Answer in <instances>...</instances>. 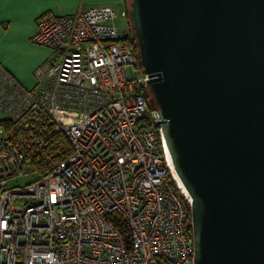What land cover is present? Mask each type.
Segmentation results:
<instances>
[{"label":"built area","instance_id":"built-area-1","mask_svg":"<svg viewBox=\"0 0 264 264\" xmlns=\"http://www.w3.org/2000/svg\"><path fill=\"white\" fill-rule=\"evenodd\" d=\"M132 40L113 10L79 7L38 19L52 65L33 89L0 67V264H193L191 200ZM48 132L64 158L40 175ZM25 167L36 180L7 188Z\"/></svg>","mask_w":264,"mask_h":264},{"label":"water","instance_id":"water-1","mask_svg":"<svg viewBox=\"0 0 264 264\" xmlns=\"http://www.w3.org/2000/svg\"><path fill=\"white\" fill-rule=\"evenodd\" d=\"M128 21L191 200L193 264H264V0H129Z\"/></svg>","mask_w":264,"mask_h":264},{"label":"crops","instance_id":"crops-1","mask_svg":"<svg viewBox=\"0 0 264 264\" xmlns=\"http://www.w3.org/2000/svg\"><path fill=\"white\" fill-rule=\"evenodd\" d=\"M83 9L105 7L116 17L127 12L126 0H0V67L25 89H33V73L51 62L50 50L31 42L38 19L66 16ZM125 27L128 28L126 18ZM116 22V21H115ZM117 23V22H116Z\"/></svg>","mask_w":264,"mask_h":264},{"label":"trees","instance_id":"trees-1","mask_svg":"<svg viewBox=\"0 0 264 264\" xmlns=\"http://www.w3.org/2000/svg\"><path fill=\"white\" fill-rule=\"evenodd\" d=\"M128 1L129 0H127V12H126L127 18H128V3H129ZM128 25L130 28L129 21H128ZM130 45L131 47L134 48V51L137 54V49H136L134 40L130 42ZM147 96L149 97L148 93H147ZM150 107L155 108L151 105ZM0 126L6 128V130H9L10 128V125L7 122H4L2 120H0ZM44 141L46 143L45 150L39 156L32 158L30 160V164L32 168H34L40 175L43 173L45 165L49 161L50 162L57 161V160H62L64 158L62 152H60L62 141L60 140L59 137L51 135L50 132H48V134L44 136Z\"/></svg>","mask_w":264,"mask_h":264},{"label":"rangeland","instance_id":"rangeland-1","mask_svg":"<svg viewBox=\"0 0 264 264\" xmlns=\"http://www.w3.org/2000/svg\"><path fill=\"white\" fill-rule=\"evenodd\" d=\"M115 21L117 22V25H118V28H119L120 32L121 31L122 32L123 31L125 32V30L127 29V27L124 26L125 25V20L122 17H116V20ZM51 65L52 64L49 61V64L46 65V68L47 67H50ZM0 120H2V115L1 114H0ZM36 178H37V175L34 174V173H32L30 171V169H28V168L25 167L23 169L22 174L14 177V178H12L11 180H9L7 182V188H9V189L10 188L11 189L12 188H22L26 184H29V183L33 182L34 180H36Z\"/></svg>","mask_w":264,"mask_h":264},{"label":"bare ground","instance_id":"bare-ground-1","mask_svg":"<svg viewBox=\"0 0 264 264\" xmlns=\"http://www.w3.org/2000/svg\"><path fill=\"white\" fill-rule=\"evenodd\" d=\"M185 193H186V191H185ZM187 194V193H186ZM187 196H188V194H187Z\"/></svg>","mask_w":264,"mask_h":264},{"label":"flooded vegetation","instance_id":"flooded-vegetation-1","mask_svg":"<svg viewBox=\"0 0 264 264\" xmlns=\"http://www.w3.org/2000/svg\"><path fill=\"white\" fill-rule=\"evenodd\" d=\"M126 20H127V22H128V18H127Z\"/></svg>","mask_w":264,"mask_h":264}]
</instances>
